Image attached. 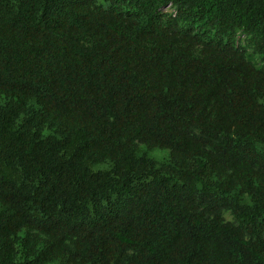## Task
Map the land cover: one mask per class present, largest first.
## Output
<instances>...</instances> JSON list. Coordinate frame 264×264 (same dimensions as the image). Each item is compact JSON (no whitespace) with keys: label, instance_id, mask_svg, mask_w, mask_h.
Wrapping results in <instances>:
<instances>
[{"label":"trees","instance_id":"obj_1","mask_svg":"<svg viewBox=\"0 0 264 264\" xmlns=\"http://www.w3.org/2000/svg\"><path fill=\"white\" fill-rule=\"evenodd\" d=\"M0 264H264V0H0Z\"/></svg>","mask_w":264,"mask_h":264},{"label":"rangeland","instance_id":"obj_2","mask_svg":"<svg viewBox=\"0 0 264 264\" xmlns=\"http://www.w3.org/2000/svg\"><path fill=\"white\" fill-rule=\"evenodd\" d=\"M144 153H147L150 156L157 158L159 160L166 159L170 155V151L168 149L159 148V147L149 149L145 145H141L140 154H144ZM97 167L105 168L104 165H98Z\"/></svg>","mask_w":264,"mask_h":264}]
</instances>
